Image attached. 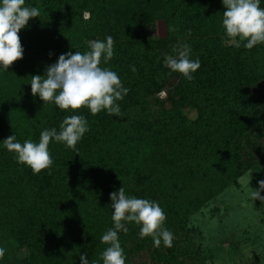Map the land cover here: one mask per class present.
<instances>
[{"label": "trees", "instance_id": "1", "mask_svg": "<svg viewBox=\"0 0 264 264\" xmlns=\"http://www.w3.org/2000/svg\"><path fill=\"white\" fill-rule=\"evenodd\" d=\"M25 6L38 8L40 16L18 33L23 58L7 71L0 67V247L6 249L0 264H81L85 253L89 264H103L109 245L101 238L114 228L110 194L122 186L129 197L158 203L174 235L172 247L163 241L154 247L151 237L141 238V225L125 221L127 233L118 232L125 264H135L141 251L150 252V264L174 261L175 233L191 215L256 164L264 179L263 100L252 91L263 77L259 47H236L227 37L223 0H180L171 12L160 10L162 0H25ZM158 15L165 36L156 33ZM107 36L114 55L100 66L129 89L117 102L119 116L92 115L87 107L61 110L32 95V77L46 76L60 55L89 51V41ZM184 43L190 59L200 61L194 78L174 72L173 106L157 116L139 115L150 89L160 90L169 75L165 56ZM186 105L196 109L195 117L183 111ZM71 115L83 116L89 131L75 148L52 140L53 164L39 174L3 145L11 135L38 143L43 130L59 132ZM260 181L252 185L259 188ZM14 246L25 247V256L8 250Z\"/></svg>", "mask_w": 264, "mask_h": 264}, {"label": "clouds", "instance_id": "2", "mask_svg": "<svg viewBox=\"0 0 264 264\" xmlns=\"http://www.w3.org/2000/svg\"><path fill=\"white\" fill-rule=\"evenodd\" d=\"M223 5L226 11L223 12L222 26L236 47L243 43L250 50L264 44V8L260 7V0H223ZM39 16V9L25 6V0H0V67L5 71L23 58L18 33L30 19ZM188 34L191 35V32ZM88 44L89 51L62 54L56 64L46 68V76L32 77L31 93L38 95L44 103L54 102L61 110L77 111L87 107L92 115L106 110L110 115L119 116L121 109L117 102L123 100L129 89L122 86L116 72L100 66L102 60L107 63L113 58L114 39L107 36L105 41L93 40ZM173 52L174 56H165V66L191 81L193 73L201 66L199 59H190L191 48L187 43L174 47ZM132 70L135 71V68ZM88 131L89 125L83 116L71 115L60 124L59 132L56 128L43 130L38 143L32 140L20 143L15 135H11L3 141V145L16 154L18 163L29 167L33 174H39L53 164L48 150L52 140L75 148ZM261 191H264V180L259 182V189L250 192L251 199L264 203ZM110 199L114 210V228L101 238L103 244L109 245L102 253L103 264H125L124 249L118 237L119 231H128L125 221L141 225V238L151 237L154 247H159L161 241L165 247H172L174 235L164 227L166 214L158 203L129 197L123 186L118 192L111 193ZM5 253L6 249L0 247V259ZM80 261L81 264H89L87 253L80 256Z\"/></svg>", "mask_w": 264, "mask_h": 264}, {"label": "rangeland", "instance_id": "3", "mask_svg": "<svg viewBox=\"0 0 264 264\" xmlns=\"http://www.w3.org/2000/svg\"><path fill=\"white\" fill-rule=\"evenodd\" d=\"M179 2L180 0H162L160 10L171 12ZM260 7L264 8V0L260 1ZM158 16L156 33L165 36V20L163 16ZM256 46L260 49L255 55L256 65L263 77L252 86V91L258 98L259 95L262 97L260 108L264 117V44L262 49L260 44ZM167 69L169 75L166 76L163 87L158 91L150 89L147 110H138L139 115L148 111L152 117L157 116L162 110L173 106L171 95L175 91L179 76L173 75L175 73ZM183 111L190 117L197 115L196 109L190 105L183 106ZM260 172L261 166L256 164L239 178L238 184L229 186L191 215L185 227L175 233L178 257L174 261L162 260L155 264H263L264 203L260 200L254 201L250 197L252 190L259 189L252 185V180H264ZM260 195L264 197V191H261ZM8 250H12V253L17 251L21 257L26 254L25 247L14 246ZM151 262L152 256L148 251H141L134 256L135 264Z\"/></svg>", "mask_w": 264, "mask_h": 264}]
</instances>
